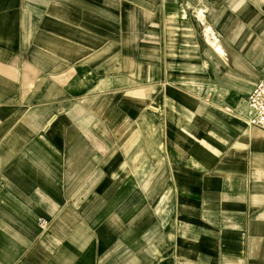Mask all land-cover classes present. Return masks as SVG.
<instances>
[{
    "label": "crops",
    "instance_id": "obj_1",
    "mask_svg": "<svg viewBox=\"0 0 264 264\" xmlns=\"http://www.w3.org/2000/svg\"><path fill=\"white\" fill-rule=\"evenodd\" d=\"M261 78L264 0H0V264H264Z\"/></svg>",
    "mask_w": 264,
    "mask_h": 264
},
{
    "label": "built area",
    "instance_id": "obj_2",
    "mask_svg": "<svg viewBox=\"0 0 264 264\" xmlns=\"http://www.w3.org/2000/svg\"><path fill=\"white\" fill-rule=\"evenodd\" d=\"M248 124L264 129V78L254 83L248 94ZM42 226L47 225V221L40 220Z\"/></svg>",
    "mask_w": 264,
    "mask_h": 264
},
{
    "label": "bare ground",
    "instance_id": "obj_3",
    "mask_svg": "<svg viewBox=\"0 0 264 264\" xmlns=\"http://www.w3.org/2000/svg\"><path fill=\"white\" fill-rule=\"evenodd\" d=\"M199 15V14H198ZM204 16V15H203ZM201 19V18H200ZM212 29H210V31H211ZM212 33V32H211ZM213 34V33H212ZM214 37H216V36H214ZM210 39V38H209ZM210 43V42H209ZM213 45V44H212Z\"/></svg>",
    "mask_w": 264,
    "mask_h": 264
}]
</instances>
